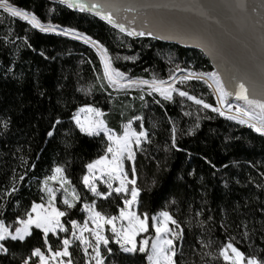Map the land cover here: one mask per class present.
I'll list each match as a JSON object with an SVG mask.
<instances>
[{"label": "trees", "instance_id": "16d2710c", "mask_svg": "<svg viewBox=\"0 0 264 264\" xmlns=\"http://www.w3.org/2000/svg\"><path fill=\"white\" fill-rule=\"evenodd\" d=\"M9 2L35 13L44 23L90 36L108 49L114 67L132 78L167 80L182 72L214 71L197 50L146 36L129 37L100 17L70 9L57 0ZM100 75L102 65L93 47L56 33L39 32L0 9V118H11L7 130L0 126V218L11 223L33 201L40 202L43 180L57 165L66 168L82 196L78 208L64 220L82 223L86 216L83 202L93 199L99 210L118 214L122 198L93 197L81 183L84 165L103 154L104 144L99 137L79 133L70 116L76 108L92 104L117 131L132 117H143L133 121L137 130L142 123L149 135L135 155L137 185L143 190L140 211L150 216L169 211L179 222L183 238L176 241L177 264H222L213 256L229 237L246 253L264 249V137L178 94L168 101L138 88L101 90ZM90 86V93L77 91ZM176 87L216 107L214 95L203 81H179ZM56 118L61 124L53 128ZM173 125L179 150L171 143ZM49 131L53 136H48ZM13 185L17 191L7 196ZM59 207L64 210L63 205ZM49 239L55 248L56 237L50 234ZM202 241L209 246L203 247ZM6 246L9 253L0 255V264H21L32 248L43 249L42 233L34 230L25 242L9 240ZM108 247L111 254L102 248L105 264L147 263L143 253H123L113 241ZM70 251L73 264H87L78 243ZM209 252L213 255H205Z\"/></svg>", "mask_w": 264, "mask_h": 264}, {"label": "snow or ice", "instance_id": "6c2138e0", "mask_svg": "<svg viewBox=\"0 0 264 264\" xmlns=\"http://www.w3.org/2000/svg\"><path fill=\"white\" fill-rule=\"evenodd\" d=\"M60 2L70 9L94 12L100 19L107 21L108 24L118 28L120 32L126 33L129 37L153 36L151 32L138 31L135 27L130 28L121 23L110 10L113 6L101 3L100 0H89L88 3H85L84 0H60ZM162 6L179 7L177 4ZM237 7L246 8V0H237ZM259 7L264 9V0H261ZM0 9L11 17L27 22L32 29H37L39 32H58L64 36L71 35L76 39H82L86 44L91 43L96 48L102 65V75L97 76L101 90L111 88L119 91L138 88L142 92L146 90L149 95L158 93L164 100L168 101H172L174 94H178L204 109H211L219 116L247 126L253 132L264 137V99L250 97L248 87L242 81L237 84L238 90L235 92V98L237 101H243V104H236L235 110L232 111L233 105L228 98L233 93L225 88L218 72L202 74L188 72L187 75L181 77V83L193 78L204 80L206 83L211 81L208 86L210 88L215 86L217 104L220 105L215 107L176 87V78L173 75H170L167 80L156 77L143 79L128 76L119 68L114 67L108 49L98 41H94L90 36L82 35L73 29L58 30L56 25L42 22L35 13L21 9L10 3L9 0H0ZM118 10L116 9V11ZM27 46L31 47L30 44ZM125 59L135 58L125 57ZM262 71H264V66H262ZM92 90V86L88 89H77V91H85L86 94ZM39 94L43 96L45 93L41 91ZM185 115H190V113H185ZM104 116L105 113L100 108L92 104H84L76 108L75 112L71 114L70 120L79 130V133L84 136L101 138L104 144L103 154L84 165L86 172L81 177V183L93 197L103 200H108L113 196L122 198V206H118V214H107L99 210L97 200L93 199L91 202H83L82 210L86 216L82 223L77 219H62L69 217L70 213L78 208L82 196L66 175V168L57 165L52 169V174L43 180L40 189L42 193L40 202L33 201L30 209L23 216L15 217L11 223L0 218V255H8L7 241L25 242L27 238L33 235L34 230H39L42 233L43 249L41 247L32 248L30 254L23 258L21 264H33V261L35 264H73L70 249L77 242L78 246L82 248L88 264H92L93 261L94 264H105L101 248L103 246L111 254L113 250L108 245L112 241L119 246L123 253L145 254L148 264H177L176 241L183 238V228L179 222L169 211H160L151 216L147 211H140V195L143 190L137 185L135 149L142 147V144L149 140V135L142 123L139 125L140 130H137L133 126V121H142L143 117H132L122 125V131H117L109 127ZM10 124V117L0 118V126L4 130H7ZM59 124H61V120L56 118L53 128ZM196 126L199 127V124ZM171 133L172 147L179 150L175 125L172 126ZM47 134L51 137L53 131H49ZM126 161L132 162L130 169L126 168ZM209 163L211 164L210 161ZM23 179L24 177L21 176L20 180ZM52 184L57 186L53 187ZM101 184L106 186V190H101L99 187ZM257 187L260 186L257 185ZM16 191L17 189L13 185L11 191L6 192V195L10 196ZM58 203L64 206V210L58 206ZM201 214L197 213V215ZM0 217H3L2 210H0ZM109 230L111 237L106 234ZM150 230L154 231L153 238L149 239L145 236L139 241L137 240L141 234H147ZM50 234L56 237L58 241L55 248L50 242ZM61 234L64 235L61 236ZM243 235L247 236V231ZM233 241L234 238L229 237L228 241L220 246L218 254L213 256V259L222 261V264H264V255H261L264 249L246 253L237 247ZM201 243L203 247L209 246L203 241ZM205 255L212 256L213 254L209 252Z\"/></svg>", "mask_w": 264, "mask_h": 264}, {"label": "bare ground", "instance_id": "6f19581e", "mask_svg": "<svg viewBox=\"0 0 264 264\" xmlns=\"http://www.w3.org/2000/svg\"><path fill=\"white\" fill-rule=\"evenodd\" d=\"M100 2L112 5L110 10L127 27L202 49L217 66L232 96L235 97L237 84L242 81L252 86L254 92H249L250 97L264 99V9L259 7L261 0H246L244 9L237 7V0ZM166 4L179 7L162 6ZM209 83L211 81L206 84ZM210 89L217 98L215 86ZM231 104L234 111L235 105L240 103Z\"/></svg>", "mask_w": 264, "mask_h": 264}, {"label": "water", "instance_id": "95a60500", "mask_svg": "<svg viewBox=\"0 0 264 264\" xmlns=\"http://www.w3.org/2000/svg\"><path fill=\"white\" fill-rule=\"evenodd\" d=\"M58 2H60V0H57ZM61 3V2H60ZM77 10H79V9H77ZM85 12H88V13H91V14H94L95 15V13L94 12H91V11H85ZM58 28V30L59 29H62V28H60V27H57ZM138 31H141V30H138ZM143 31V30H142ZM52 33H56V34H58V32H52ZM59 35H62V34H59ZM62 36H64V35H62ZM146 37H150V38H153V39H156V40H159V41H161V42H164V43H170V44H175V45H178V46H181V47H184V48H186V49H191V50H197V51H199V52H201L208 60H209V62H210V64L212 65V67H213V69H214V71H216V72H218L219 73V75H220V72H219V70H218V68H217V66L214 64V62L212 61V59L202 50V49H200V48H198V47H193V46H188V45H183V44H181V43H179V42H176V41H174V40H169V39H161V38H159V37H157V36H155L154 34H153V36H147V35H145ZM66 37H69V38H72V39H76V38H74L73 36H66ZM135 37H139V36H135ZM76 40H79V41H82V42H84L82 39H76ZM85 43V42H84ZM89 46H91V47H93V45L91 44V43H87ZM95 50H96V48L95 47H93ZM97 51V50H96ZM184 75H187V73H184V72H182V73H179V74H177L176 76H175V78H176V85L179 83V81L181 80V77L182 76H184ZM220 77H221V79H222V76L220 75ZM190 80H198V81H203L204 83H206L204 80H199V79H190ZM223 80V79H222ZM223 83H224V80H223ZM224 86H225V88H226V85H225V83H224ZM209 87V86H208ZM248 87V90H249V92H252L253 90H252V86L251 85H249V86H247ZM254 92V91H253ZM229 102L230 103H235V102H237V103H240V104H243V101H237L236 100V98L234 97V96H230L229 97Z\"/></svg>", "mask_w": 264, "mask_h": 264}, {"label": "rangeland", "instance_id": "374dc122", "mask_svg": "<svg viewBox=\"0 0 264 264\" xmlns=\"http://www.w3.org/2000/svg\"><path fill=\"white\" fill-rule=\"evenodd\" d=\"M129 90H132V89H123L122 91H129ZM211 91H212V90H211ZM212 94L214 95L213 92H212ZM214 98H215V102H216V107H219V105L217 104V98H216L215 95H214ZM228 99H229V98H228ZM138 149H139V148H136V149H135V152H137ZM125 165H126V168L130 169L131 166H132V162H131V161H126V162H125ZM50 183H51V182H50ZM52 186H53V187H56L57 185L52 184ZM99 187H100V188H106V186H104V185H102V184H101ZM58 199H59V194H58ZM58 206H59V203H58ZM62 219H63V218H62ZM173 227H174V226H173ZM106 234H107L109 237H111V232H110V230L107 231ZM145 236H147L149 239L153 238V236H154V231L150 230L149 233H147V234H141V236L138 237L137 240L139 241L140 239L144 238ZM113 242H114V241H113ZM77 243H78V242H77ZM102 248H103V246H102ZM102 248H101V251H102ZM89 252H91V249H89ZM33 264H35V263H33ZM87 264H88V262H87ZM92 264H94V261L92 262ZM146 264H148V261H147Z\"/></svg>", "mask_w": 264, "mask_h": 264}]
</instances>
